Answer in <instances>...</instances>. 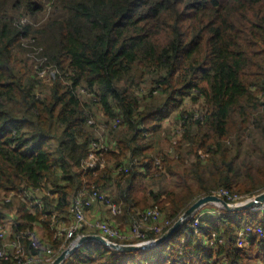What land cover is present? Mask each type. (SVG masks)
<instances>
[{"label": "trees", "instance_id": "1", "mask_svg": "<svg viewBox=\"0 0 264 264\" xmlns=\"http://www.w3.org/2000/svg\"><path fill=\"white\" fill-rule=\"evenodd\" d=\"M46 67L55 71L48 85L37 70ZM92 99L109 125L119 120L124 129L100 152L106 167L94 170L83 168L100 141L87 123ZM174 114L180 139L167 152L161 134ZM256 131L262 140L254 147ZM155 139L164 146H150ZM263 149L264 0H0V225L14 215L0 247L20 240L28 256L41 259L46 245L59 252L69 243L58 231L71 224V200L92 186L129 224L158 207L173 225L221 190L262 192ZM182 170V190L164 191L162 181ZM114 178L125 185L117 197L103 188ZM156 181L162 188L154 193ZM23 189L44 194L42 205L18 196L5 202ZM203 208L153 250L89 241L71 264H264V213L211 216ZM253 226L263 236L247 233L238 247L239 233ZM35 227L47 237L39 249L24 237Z\"/></svg>", "mask_w": 264, "mask_h": 264}, {"label": "built area", "instance_id": "2", "mask_svg": "<svg viewBox=\"0 0 264 264\" xmlns=\"http://www.w3.org/2000/svg\"><path fill=\"white\" fill-rule=\"evenodd\" d=\"M40 67V66H39ZM38 70V75L39 79L42 81V83H51L54 80L55 77V71L49 67L46 68H37ZM48 74V77L46 78L44 75ZM82 93H85L82 91ZM89 126H92L93 122L92 120L87 121ZM120 123L119 120H116L114 123V126H118ZM111 128V127H110ZM106 151L107 147L101 143L100 141H94L91 143L89 149H88V154L86 159L83 162V168L84 169H104L106 167V162L102 160L100 152ZM201 154V153H200ZM157 164H159V161H157ZM97 173V172H95ZM222 192L220 194V197L223 196L227 198V201L230 202H236L237 197L235 196L236 194H231L226 191V190H221ZM219 193V192H218ZM15 196L18 197H23L29 200L30 202V207H33L35 205H42V200L44 197V194H41L38 192V190L32 189V190H20L19 193H11L8 197L5 198V202H11ZM46 196H50V193L47 192ZM241 197L239 198V200ZM98 204H104L109 213L112 216H119L121 213L122 207L116 203H113L110 199L106 197L105 194L100 192L99 190L96 189L95 186L91 187V191L89 193H86L84 191L80 192L77 196H75L71 200V205H70V214L73 217V221L69 226L63 225L58 231V237H64L65 241L68 242L67 246H64L61 248L58 252V255L62 254L64 251L67 249L73 248L79 240L86 236L83 235V229L84 225H87V212L92 209L95 205ZM233 206V205H232ZM262 206V207H259ZM264 202L260 203L258 206H255L254 210L256 211H263L264 209ZM143 221L149 222V229L151 231L150 234L158 233V225H159V217H160V211L159 209L153 208L145 213H143ZM12 219H8V217L3 221V223L0 225V240H4L6 238V235L11 233L12 227H14V218L11 215ZM161 219V218H160ZM53 225H58L59 222L56 219V216H53ZM167 222V227L170 226L172 223L170 221ZM170 222V223H168ZM199 225L198 221L196 220L192 226V228H197ZM92 229L98 230L100 232V236H102L108 243H112L113 241H116L117 239H120L121 234L119 230L114 229L110 224L108 223H99L96 225H91L89 226ZM160 227V226H159ZM258 228L260 234L263 236V231L260 227L258 226H253V227H246L242 232H240V237L237 240V243L242 246L244 244V240L242 237L245 238L247 233H256L255 229ZM258 234V233H257ZM134 236L136 240L139 241V243L145 239H148L149 235H144L141 232L137 230V228H134ZM27 240H29L32 243V246L35 249H39L38 245V237L33 235L32 233L28 232L24 236ZM138 237V238H136ZM247 237V236H246ZM153 240V239H151ZM65 242V243H66ZM137 243L136 245H139ZM150 242L149 241H144L140 245H148ZM153 244V243H152ZM151 245V244H150ZM46 255L45 259L43 261H38V263H35L34 261V256H28L25 252L24 245L21 243L20 240L16 241H8L4 243L2 247H0V260H11L12 258L15 259L16 264H52L55 259H57L58 255L55 256V253L53 249L46 245L44 247V253L43 255ZM73 256V255H72ZM72 256H67L62 262L59 264H69L67 263ZM37 257V256H36Z\"/></svg>", "mask_w": 264, "mask_h": 264}, {"label": "rangeland", "instance_id": "3", "mask_svg": "<svg viewBox=\"0 0 264 264\" xmlns=\"http://www.w3.org/2000/svg\"><path fill=\"white\" fill-rule=\"evenodd\" d=\"M46 78L48 77V74H45L44 75ZM53 83V81L51 82V83H48V82H46V83H44V85H48V84H52ZM89 97H91V96H89ZM92 102L94 103V105L95 106H93V109H94V117H92V122H93V124H92V126L94 127V129L93 130H95V131H99V132H101V136H102V140H103V137L106 139V140H103V142L105 141V143H103L107 148L108 147H110V146H112L113 144H112V141H113V143L115 142V140H116V137L118 138V136H119V134H121L122 133V131L124 130V129H122V128H119L118 129V127L119 126H114V123H115V121L114 122H111V125H109L110 124V120H108V119H106L104 116H103V114H102V110H101V108L99 107V105H98V103H97V99H92ZM196 109H198V107L196 108ZM177 115H173V117H172V119H173V121L170 119L169 121H167V122H165V126H164V128H163V132H162V134H161V139H162V141H166V144L165 145H167V146H170L171 144H175L179 139H180V137H179V134H178V129H176V127H177V123H175L174 122V120H175V117H176ZM172 123H173V126H172ZM120 125V124H119ZM111 127V128H110ZM112 130V132L113 133H111L110 131ZM161 139H159V143H157V140L155 139V140H151L150 141V146H154V147H156V148H159L158 146H159V144L160 145H162V146H164V144L162 143V141H161ZM248 139V138H247ZM247 139H245V141H244V144L242 145V148H244V149H246L247 151H250L251 150V146H250V144H249V141L248 142H246V140ZM260 140H262V137H261V133H257V131L255 132V135H254V137L252 138V145L255 147V145L258 143V142H260ZM101 142V141H100ZM246 142V143H245ZM137 145L138 144H140V141H137V143H136ZM228 145H230V143H228ZM260 145L262 146L263 144H262V141H261V143H260ZM231 146V145H230ZM166 147V146H165ZM233 147V146H232ZM238 148V146H235L234 147V149L236 150ZM241 148V149H242ZM264 150V149H263ZM166 151L168 152V148L166 149ZM171 154H173V152L171 153ZM263 154V152L262 151H260V154H259V156H261ZM243 156H245V154H243ZM263 156L264 155H262V158H263ZM206 164H209L208 163V161L206 162ZM181 168H183L182 166H181ZM179 173H180V177L178 176V175H176L175 177H173V179H171V180H169V181H165L164 183H163V185L165 186L164 187V191H170V190H176V191H178V190H180V188H178V186L179 185H181V184H183V182L182 183H180V180H181V173H183V170H182V172L181 171H179ZM182 190V189H181ZM180 190V191H181ZM180 191H178V192H180ZM222 192H219L218 194H216L215 196H217L218 198H220V199H223V196H221L220 197V194H221ZM262 193H264V191H260V192H255V191H253V192H250V193H247V194H237V195H235L236 197H237V199H236V202H228L231 206L233 205L234 207L235 206H240V205H243V204H245V203H247V202H250V201H254L255 199H256V197L257 196H259V195H261ZM251 194H254V195H251ZM246 196H248V197H246ZM241 197V199L239 200V198ZM98 205H100V206H102V207H104L107 211H108V209H107V207L104 205V204H98ZM96 206V205H95ZM255 206H258V205H255ZM255 206H253V207H250V208H248L247 210H252V211H256V210H254V208H255ZM205 208H203V210H207V211H210V214H208V215H211V216H214V215H216V213H217V211H227L221 204H219V203H209V204H207L206 206H204ZM259 207H262V206H259ZM156 208V207H155ZM158 208V207H157ZM151 209H153V208H151ZM159 209V208H158ZM164 209V208H163ZM262 209H264V208H262ZM244 210H246V209H244ZM148 211V210H147ZM159 211H160V217H159V225H158V229H159V231H158V233H154V234H150L151 233V231H150V229H149V226L151 225H149V222H145V221H143V212L142 213H140V214H137V215H134V218H133V221L131 222V224H129L126 220H124V218L122 217V218H120V216H123V210L121 209V213L119 214V216L118 217H116V216H113V219H108V218H106V219H100V220H92V221H90V220H88L87 221V224L89 225V226H91V225H96V224H99V223H103V222H105V223H108V224H110V226H112L114 229H116V230H119L120 231V234H121V237H120V239H117L116 241H113L112 243L113 244H118V245H136L137 243H139V241L138 240H136L135 238H133V237H135L134 236V228L136 227L137 228V230L139 231V232H141L142 234H144V235H149L148 236V239L149 240H147V239H145V240H143V241H141L140 243H139V245L140 244H142V242H144V241H149L150 243L148 244V245H150V244H152V243H154L157 239H159V238H161L173 225H170V226H168L167 227V222L166 221H169V220H167V219H165L164 218V216L162 215V213H161V210L159 209ZM228 212V211H227ZM256 212H258V214L259 215H262L263 213H264V210L263 211H256ZM262 213V214H261ZM110 214V213H109ZM11 215L13 216V218H14V215L13 214H10L9 216H8V219H12V217H11ZM205 216V215H204ZM94 217H92V219H93ZM161 218V219H160ZM108 219V220H107ZM168 223H170V222H168ZM160 226V227H159ZM246 228V227H245ZM244 228V229H245ZM97 231L98 230H96V231H94V233H97ZM35 232H36V236L38 237V238H43V239H47V237H46V235H45V232L43 233V231H42V229L41 228H39V227H35ZM255 232L256 233H258V235H259V237H262V235L260 234V232H259V229L258 228H256L255 229ZM240 234V233H239ZM59 238V237H58ZM62 238H64V237H61V238H59V239H62ZM136 238H138V237H136ZM243 238V240L245 239L244 237H242ZM151 239H153V240H151ZM66 242V241H65ZM69 242V241H68ZM67 243V242H66ZM69 244V243H68ZM205 245L207 246L208 244H207V241H205ZM67 246V245H66ZM237 246L238 247H244L245 246V243L244 244H242V246H240L238 243H237ZM51 247V246H50ZM24 248H25V246H24ZM107 248H109V247H107ZM109 249H111V248H109ZM113 250V249H112ZM54 251V253H55V256H57L58 255V251H55V250H53ZM25 252H26V248H25ZM260 253V249L259 248H255L254 250H251V252H250V256L251 255H257V254H259ZM77 258L78 259H80L81 257H82V249L80 248L79 250H78V252H77ZM58 256H60V254L58 255ZM45 257H46V255L44 254V256H41V259H39V258H37V257H35L34 258V261H35V263H38V261H43L44 259H45ZM73 260V259H72ZM140 260V259H139ZM67 263H69V264H71L72 262H67Z\"/></svg>", "mask_w": 264, "mask_h": 264}, {"label": "water", "instance_id": "4", "mask_svg": "<svg viewBox=\"0 0 264 264\" xmlns=\"http://www.w3.org/2000/svg\"><path fill=\"white\" fill-rule=\"evenodd\" d=\"M264 202V193L257 196L254 201L247 202L240 206H231L223 199L218 198L215 195H209L200 198L197 200L183 215L180 219L159 239H157L151 245H118L113 243H108L102 236L100 235H87L82 237L79 242L70 249L64 251L60 256L55 259L52 264H59L62 262L67 256L74 255L78 249L86 242L95 241L98 242L106 247H109L118 252H138V251H150L156 247L163 245L167 242L177 231L181 229L189 220H191L197 213L207 204L209 203H219L221 204L228 212H238L244 209H248L255 205H259L260 203Z\"/></svg>", "mask_w": 264, "mask_h": 264}, {"label": "crops", "instance_id": "5", "mask_svg": "<svg viewBox=\"0 0 264 264\" xmlns=\"http://www.w3.org/2000/svg\"><path fill=\"white\" fill-rule=\"evenodd\" d=\"M173 121V119H171ZM93 132L95 133L96 137L98 140L101 141V143L103 142V140H106L104 137H103V140L101 139L102 136H101V132L99 131H95L93 130ZM105 143V141L103 142ZM168 146L166 145V148ZM149 181V180H148ZM162 182H165L164 180ZM162 183L159 182V181H156V182H149V186L151 188V190L156 193L160 190V188H162ZM103 188L104 190L110 194V193H113L115 197H117L118 193L120 194L122 192V190L125 188V185H123L122 183L121 184H118V182L114 179H109L107 180L104 184H103ZM209 211H207L205 214H208ZM71 217V223L73 221V217ZM87 219L92 221V220H100L101 218L104 220L106 218L108 219H113V216L111 214H109V211H107L104 207L100 206V205H96L94 206L92 209H90L88 212H87V215H86ZM92 217H94L92 219ZM107 219V220H108ZM87 220V221H88ZM84 229H83V235H99L100 232L97 231V233H94V231H96L95 229H92L90 228L89 226L87 225H84ZM74 259V257H71V259L69 260V262H72Z\"/></svg>", "mask_w": 264, "mask_h": 264}]
</instances>
